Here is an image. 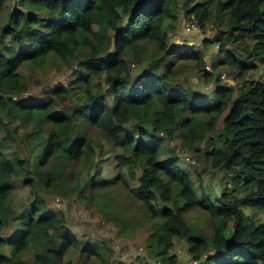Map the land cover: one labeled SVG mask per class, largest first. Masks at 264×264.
Listing matches in <instances>:
<instances>
[{"label": "trees", "instance_id": "16d2710c", "mask_svg": "<svg viewBox=\"0 0 264 264\" xmlns=\"http://www.w3.org/2000/svg\"><path fill=\"white\" fill-rule=\"evenodd\" d=\"M189 1L182 3L186 17L200 28L210 19L216 24L203 43L212 40L218 63L237 69L232 79L242 80L236 87L216 75L211 90L200 94L177 78L186 65L211 72L202 50L168 43L177 0H15L0 25V232L12 217L18 223L0 237V264H72L64 259L69 252L77 253V264H84L83 256L107 263L108 246L80 241L37 190H74L122 228L125 209L107 198L116 187L145 208L139 223L152 227L143 244L150 258L136 255L121 264H264V219L255 223L243 209L264 212V169L256 165L264 159V74L245 78L256 62L264 67V0ZM149 42L155 48L147 50ZM46 64L68 66V82L38 100L23 98L28 83L19 68ZM132 120L136 134L127 130ZM11 121L32 126L22 134L32 145L27 157L5 153ZM90 128L105 142H93ZM164 137L172 148L161 157ZM201 143L213 167L233 174V188L224 187L213 201L202 184L197 194L174 150L199 152ZM110 153L118 171L106 178L100 165ZM76 161L94 168L86 196L64 180ZM19 181L33 197L15 214L6 202ZM191 208L207 213L210 234L187 221ZM175 237L184 242L187 263L170 252ZM29 248L31 257L21 254Z\"/></svg>", "mask_w": 264, "mask_h": 264}, {"label": "rangeland", "instance_id": "374dc122", "mask_svg": "<svg viewBox=\"0 0 264 264\" xmlns=\"http://www.w3.org/2000/svg\"><path fill=\"white\" fill-rule=\"evenodd\" d=\"M183 1L184 0H177V21L175 23V28L169 31L168 43L169 45L181 43L182 46H185L188 42V45H192V49L198 48L202 50L205 55L204 65L209 67L211 72L209 75H204L202 69L199 70L193 65H186L182 66V70L178 72L177 78L180 80L185 79L191 87L200 94L208 93L211 90L216 75L222 73L225 74V78H220L221 82H232L230 85L236 87L242 80L240 78L232 79V75L237 69L234 67L231 68L224 63H218L220 55L217 54V48L212 40L206 45L203 43L204 37L212 38L215 33L216 24L210 19L207 21V25L204 28L198 27L191 32L185 31L184 25L189 22L190 19L194 18H192V15L190 17L184 15L182 8ZM197 1L201 0H190L189 3L192 4ZM213 5L214 3H210V7H214ZM12 6V0H5L4 6L0 10V25L6 20L8 12ZM225 22L226 21L224 20L218 27H223ZM197 43L202 46H199ZM144 46L147 50L155 48L153 42L145 43ZM145 56H147V54H145ZM242 58V61H246ZM256 65H258V68L253 71H247L245 73V78L258 77L264 74V67L260 66L257 62ZM130 68L134 73H139L141 67L134 64L133 66H130ZM19 72L25 76L28 83V88L22 94V97H28L30 100H38L41 97L50 94L51 88L56 85V83L60 82L64 85L71 77V74L69 73L70 68L64 64H61L58 67L52 64H46L43 68L38 69H30L29 66H25L19 68ZM59 109L60 106H57V110ZM0 116H4V112L1 109ZM132 123L133 120L127 124V130L130 133L136 134V130L132 126ZM8 125L11 129L10 132L13 138H10L5 144L6 155L10 156L12 153L16 152L21 157L29 156L31 154L30 148H32V145L27 139L22 140V134L31 129L32 126H26L17 123L16 121H11ZM90 129L89 134L93 136V142L103 140L97 129ZM4 136L5 133L0 132V137ZM160 145L162 149L161 157H164V153H167V151L172 148V142L164 137ZM198 149L199 152H192L184 148L195 162L193 164L187 163L179 155L178 164L181 168L186 169L191 175L197 194L200 195V184H202L210 194L209 200L213 201L224 187H228L229 189L233 188V183L230 180L233 174L223 169L213 167L208 159H205L203 155L206 150L204 143H201L198 146ZM174 150H177V152L183 151L182 148L178 146H174ZM94 151L98 152L97 145L94 147ZM184 153L186 152L184 151ZM94 159H96V157ZM256 165L258 168L264 169V159L263 162H258ZM100 168H102L101 173L104 172L106 178H111L117 173L118 167L115 163L114 153L109 154L104 165L101 164ZM125 170L126 166L123 171ZM93 171L94 168L91 165L81 166L80 161H76L71 168H69V173L64 175V180L68 187L80 186L82 195L86 196L88 185L92 181ZM139 175L140 171L136 170V176ZM129 181L131 185L135 183L132 179ZM37 191L46 201L47 208L51 209L56 216H62L65 220L66 226L80 239V241L89 239L90 242L96 244L103 243L108 246L109 249L105 252L107 259V263L105 264H121L120 261L128 262L136 255L144 256L147 259L150 258L147 254L146 248L143 247V244L145 237L151 231L152 227L149 222L144 224L139 223L140 219L145 218L147 212L138 201L131 198L126 190L116 187L111 189L107 196V198H111L114 202L119 204L122 209H125L122 214L124 221V227L122 228H119V225L112 221L102 218L100 216V211H98V206L87 204L84 200L77 197V192L74 190L68 192L66 195L49 193L42 188H38ZM236 192L239 193V191ZM32 197L33 195L29 188L23 184L20 185L19 181V184H17L16 189L6 204L15 214H17L29 204ZM243 209L247 215L253 217L255 223L261 222L264 219V212L261 209L251 210L245 207ZM185 213L186 214L184 215L188 222L201 226L208 234L211 233L212 226L209 223L208 215L205 211L198 208H191L188 211H185ZM17 223L18 221L16 218L12 217L9 219L5 228L0 232V237H5L7 234L11 233L13 228L17 226ZM226 234H228V232H226ZM6 250L7 248H5V251ZM170 252L177 253L179 259L183 263L190 261L184 242L178 237L174 238V245ZM33 253L34 251L32 248L21 252L22 255L28 257H31ZM68 258L71 260L72 264H77L79 262L77 259V253L69 252L64 256L65 260ZM81 262H84V264H102L97 258L89 257L86 259L84 256L82 257ZM63 264H69V261L64 262Z\"/></svg>", "mask_w": 264, "mask_h": 264}, {"label": "built area", "instance_id": "2783aa9c", "mask_svg": "<svg viewBox=\"0 0 264 264\" xmlns=\"http://www.w3.org/2000/svg\"><path fill=\"white\" fill-rule=\"evenodd\" d=\"M197 28H198V23H197V21L194 20V19H192V20H190L189 22H187V23L185 24V26H184L185 31H193V30H195V29H197ZM207 68H208V67H207ZM220 76H221V78H223V79L225 78L224 73H222ZM23 98H24V97H23ZM26 98H28V97H26ZM178 153L182 154L183 159H184L186 162H188V163H194V159H193L190 155L184 153V151H181V152H178Z\"/></svg>", "mask_w": 264, "mask_h": 264}, {"label": "crops", "instance_id": "0c3cea01", "mask_svg": "<svg viewBox=\"0 0 264 264\" xmlns=\"http://www.w3.org/2000/svg\"><path fill=\"white\" fill-rule=\"evenodd\" d=\"M12 2H13V5H14V4H15V0H12ZM4 3H5V2H4ZM3 6H4V5H3ZM3 6L0 8V10L3 8ZM12 7H13V6H12ZM12 7H11V8H12ZM11 8H10V9H11ZM190 43H191V42H190ZM174 44H176V45H178V44L181 45V43H174ZM187 44H188V42H187Z\"/></svg>", "mask_w": 264, "mask_h": 264}, {"label": "clouds", "instance_id": "9594fccd", "mask_svg": "<svg viewBox=\"0 0 264 264\" xmlns=\"http://www.w3.org/2000/svg\"><path fill=\"white\" fill-rule=\"evenodd\" d=\"M215 45V44H214ZM221 75V74H220ZM225 75V74H224ZM220 78H221V76H220ZM226 82H228V81H226ZM228 83H232V82H228Z\"/></svg>", "mask_w": 264, "mask_h": 264}]
</instances>
